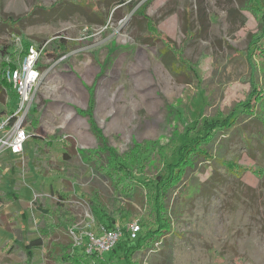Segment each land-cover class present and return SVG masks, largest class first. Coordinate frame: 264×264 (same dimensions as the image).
Segmentation results:
<instances>
[{
	"label": "rangeland",
	"instance_id": "374dc122",
	"mask_svg": "<svg viewBox=\"0 0 264 264\" xmlns=\"http://www.w3.org/2000/svg\"><path fill=\"white\" fill-rule=\"evenodd\" d=\"M61 1L0 0L2 20L24 19L15 29L0 23V44L43 48L42 77L26 124L31 137L16 160L0 158V264H61L49 251L53 240L83 236L86 243L89 234L101 236L87 200L96 193L118 212L117 226H149L155 190L146 184L166 173L168 159L183 144L228 117L254 83L264 88V60L252 42L264 0ZM140 8L145 14L134 15ZM167 44L190 66L177 77L162 60ZM9 98V106L0 103V123L16 105ZM105 144L120 156L138 147L139 195L120 196L98 170L96 162L108 165ZM67 152L71 160L64 158ZM224 157L264 173L262 124L254 119L243 126ZM199 166L190 174L191 190L181 195V187L168 198V206L180 211L173 217L172 259L148 252L136 254V261L264 264V177L250 169L237 179L220 166L213 184L210 169L200 172ZM36 204L51 214L44 216ZM57 215L74 227L46 235ZM40 236L45 246L28 249Z\"/></svg>",
	"mask_w": 264,
	"mask_h": 264
},
{
	"label": "trees",
	"instance_id": "16d2710c",
	"mask_svg": "<svg viewBox=\"0 0 264 264\" xmlns=\"http://www.w3.org/2000/svg\"><path fill=\"white\" fill-rule=\"evenodd\" d=\"M63 1L74 3L80 0H62L61 2ZM98 1L96 2L95 7H98ZM113 1L119 6H123L127 3V0ZM128 1L133 3V5L135 4L134 0ZM59 3L48 8L49 11L54 10ZM32 13H34L33 10L28 12L26 17H30ZM138 14L143 16L145 14V9L140 8V10H136L134 15ZM23 20L24 19L20 17H9L4 20L0 18V23L5 25L8 24L15 29ZM13 21L15 22L14 24ZM101 23L105 24V21ZM19 34L21 36L20 32ZM252 37L254 53H258L261 59L264 60V14L261 18L260 29H258ZM61 43L65 46L64 41H61ZM29 46L30 44L23 45L20 50L19 46L15 43L0 44V103L9 106L10 95L16 100L15 107L8 110L9 115L7 118H10L16 110L18 96L16 92L12 90V85L7 79L6 72L9 69L18 67L19 62L17 63V57H21L25 54L28 51ZM161 56L167 69L176 77L179 76L183 69L190 68L184 60L180 59V56H182L181 52L175 51L174 46L172 47L169 44L165 45L161 51ZM254 119L260 122L264 127V88L258 83L253 84L252 90L246 100L240 102L235 108H233L228 117L221 122L211 124L205 130L203 135L194 137L183 144L179 148L177 154L168 159L166 167L167 171L164 175H159L153 181V184H146L149 188L150 186H153L155 190L154 197H152L154 222L150 223L147 227L141 224L142 232L136 240L131 239L127 228H123V237L117 246L112 251L108 252L109 256H105V254L99 252L87 254L85 252V246H77L75 241L67 242L51 240L52 245L50 246L49 251L54 257L56 256L59 259L61 264L62 262L63 264H113L114 261L124 264H141L139 260L136 261L135 255H146L148 252H152L155 256H161L164 261L167 260V262H170V259H172L171 253L173 239L171 238V235L173 234V217L180 213V211L177 207L171 208V206H168V198L171 196V193H174L181 187H183V189L187 187L184 191L182 189L181 195H184L191 190V187L188 185L192 180L190 174L196 171L199 165H203V168L199 169L200 172L204 171L203 169H210L211 178L208 182L213 184L217 182L215 177L220 166L226 167V169L237 179H240L242 174L250 169V171L261 179L264 177L262 171L253 167L248 169L241 166L236 159L226 160L224 157L227 142H229L236 133L241 132L243 126L245 127ZM13 120L14 119L11 118L10 123H12ZM217 131H220L223 135L219 136L218 134H215ZM246 138V143H251L248 140V137ZM50 143L51 142L47 145ZM103 151L104 153L109 152V155H107L108 165L102 166L101 163L99 164L96 162L97 166L99 165L98 170L102 174L104 173L103 175L109 179L110 183L120 196L133 198L139 195L141 189L139 187L140 184L134 176V169L140 164V152L138 151V147H136L133 152L125 154L124 156L118 155L112 149H109L106 144ZM64 158L71 160L73 158L72 152L65 153ZM90 158L91 157L88 159ZM203 190L204 189L200 188L201 192ZM194 194L195 193L191 196L192 199L196 197H194ZM87 200L91 203V211L98 226L105 229H112L117 226L118 220L116 218V213L118 212L110 211L104 204H102L98 193H96L94 198H87ZM36 206H38V209L46 213L44 216L51 214L50 210H44L40 204H36ZM52 221L54 223L49 225V229L47 228V230H45L46 235L55 234L58 229H63L64 231L69 232L71 227H74L73 223L68 226L69 221L63 220L59 215L54 217ZM73 231L76 233L75 229H73ZM78 232L79 231L77 230V233ZM44 246L45 239L43 236L31 240L27 245L28 249L43 248Z\"/></svg>",
	"mask_w": 264,
	"mask_h": 264
},
{
	"label": "built area",
	"instance_id": "2783aa9c",
	"mask_svg": "<svg viewBox=\"0 0 264 264\" xmlns=\"http://www.w3.org/2000/svg\"><path fill=\"white\" fill-rule=\"evenodd\" d=\"M42 57L43 48L32 44L22 55L18 67L6 72L7 79L18 96V103L12 116L0 123V154L9 151L15 156L22 155L25 144L31 137L26 124L32 112L36 87L42 77V72L38 67V62ZM11 118L14 119L12 123H10ZM101 228V236L89 234L86 236V243H84L83 236L75 238V244L85 246L87 254L93 252L105 254L112 251L123 237V228L120 226L112 229ZM126 228L132 240H136L142 232L139 221L131 222ZM73 233L75 235L74 231Z\"/></svg>",
	"mask_w": 264,
	"mask_h": 264
},
{
	"label": "crops",
	"instance_id": "0c3cea01",
	"mask_svg": "<svg viewBox=\"0 0 264 264\" xmlns=\"http://www.w3.org/2000/svg\"><path fill=\"white\" fill-rule=\"evenodd\" d=\"M6 152L8 153V154H6ZM15 155H13L12 153H10L9 151H5V152H3V153H1L0 154V158L1 159H3V158H6L7 159V157H10L11 159H15L16 160V158L14 157ZM9 164V163H8ZM1 182V181H0ZM1 187V186H0ZM10 195V194H9ZM11 198H15V195H12V197ZM28 206V205H27ZM4 207H7V206H4ZM14 207V206H13ZM17 211V210H16ZM6 213H8V212H6Z\"/></svg>",
	"mask_w": 264,
	"mask_h": 264
}]
</instances>
